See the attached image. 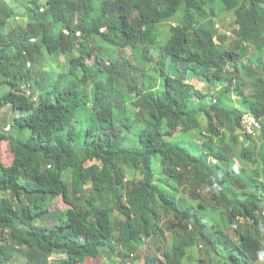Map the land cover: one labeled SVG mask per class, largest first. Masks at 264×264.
Segmentation results:
<instances>
[{"label":"trees","instance_id":"obj_1","mask_svg":"<svg viewBox=\"0 0 264 264\" xmlns=\"http://www.w3.org/2000/svg\"><path fill=\"white\" fill-rule=\"evenodd\" d=\"M92 1L88 10L87 0H39L0 36V116L6 107L13 112L8 129L0 123V144L7 141L13 155L0 176V250L11 245L0 264L16 248L63 255L66 264H85L101 250L110 264H197L198 245L221 264H257L264 258V0ZM197 19L211 27L226 21L233 38L226 42L215 30L209 40ZM165 22L171 24L163 35ZM88 39L96 42L92 64ZM219 43L230 48L217 54ZM242 54L249 82L236 87L251 88L253 114L263 117L256 152L243 134L248 168L233 161L224 133L240 128L250 111L241 92L244 112L223 106L233 79L242 83L239 70L216 104L202 103L206 96L189 83L208 67L219 81ZM61 56L65 61L52 60ZM177 132L205 148L186 149ZM59 161L71 164L60 169ZM105 172L112 180L107 193ZM59 196L69 208L51 211ZM46 219L53 223L38 224ZM227 230L235 243L219 252L216 240ZM166 234L161 251L156 240ZM124 243L135 245L131 258L117 259L112 250ZM28 261L48 264L37 256Z\"/></svg>","mask_w":264,"mask_h":264},{"label":"rangeland","instance_id":"obj_2","mask_svg":"<svg viewBox=\"0 0 264 264\" xmlns=\"http://www.w3.org/2000/svg\"><path fill=\"white\" fill-rule=\"evenodd\" d=\"M12 1H14V0H12ZM16 1H18L19 2L18 4H20L19 6L20 7L22 6V7L20 8V15H17V16H19L17 21L16 22H11V24L13 26L15 24H17V23H23L27 19L26 18V10H27V8H25L24 6L26 4H28V2L30 0H16ZM13 19L14 18H12V20ZM208 21L209 20H202V19L198 20L197 19V25L198 26H205V27L208 28V30H209V32H208L209 33V40H211V37H212L213 33L216 32L215 30H219L220 33H222V34L224 33L225 35H227V37L233 38L232 37L233 33L230 31L229 24L227 25L226 21L223 22V23L219 22L217 20L216 21H212V27L208 24ZM169 24H171V23L165 22V23L160 25V31L162 32L163 35L167 34V32L169 30V26H170ZM212 28H215V29H212ZM6 33L7 32H5V34ZM124 52L126 53L127 57H130V51L128 49H125ZM116 53L120 56L118 50H117ZM43 57H44V63H45L48 58H46L47 56L46 57L43 56ZM97 57L98 56H97L96 45H95V51L93 52V54H91L86 59V63L88 62L89 64H92L97 59ZM52 60L56 61V62H60V60H64V56H61L59 58H53ZM64 66H65V64H64ZM67 67H68V64H67ZM136 68H137L136 73H138V71H141L140 68H138V67H136ZM149 74H151V75H148V76H149V78H151V77L153 78L152 79L153 82H158V77L156 75L152 76V73H149ZM139 82H140V78H139ZM250 89H247L246 93L250 92ZM211 97H212L211 94H207L206 98L203 100L202 103L208 104L211 101ZM16 114L17 113H15V115ZM11 115H13L12 112H11ZM9 119H11V116H10V113H9V109L7 107V108H5V109H3L1 111L0 123L5 124V123H7V121ZM133 125H134V122H133V119H132V121L129 123V126H133ZM5 126H6L7 129L9 128L8 124H6ZM202 130L204 131V133L203 132L202 133L205 136H207L208 133H207V131H205V128L204 129L202 128ZM238 134L239 135L235 136L236 140L239 141L238 144H235V140L230 134H228V136H229L228 139L229 140H227L226 144L228 146H231L232 154H233V161L237 164V166H243L245 168H248L246 166L245 162H244V158L242 157V152L244 151V149H249L250 146L247 145L248 141H244L245 138L243 137V134H240V132H238ZM252 136H253V138L256 141V145H255V148H254L253 152H256L258 150V148L262 144L260 136H259V132H257L256 134H254ZM182 142H183V146L186 149H189V150L191 149L192 152H194V150L197 149V142L196 141L190 142V141H187V140H183ZM206 151H208V150H206ZM254 156H256V155L254 154ZM12 160H13V155H12L9 143L7 141L6 142H2L0 144V163H1L0 164V176H5L10 171ZM212 162H213V160H212ZM70 164H71L70 161H59L58 162V167L60 169H64ZM131 166H132L131 164H127L126 165L127 171H129ZM139 179H141V176L138 173L137 180H139ZM102 183H103L102 184V189H103L104 193H107L109 188L112 186L111 175L109 173H107V172L104 173V177L102 178ZM184 189L186 190V194L189 193V189H187V188H184ZM68 208H69V206L66 205L63 202L61 196H59L56 199H54L53 202L51 203V206H50V210L51 211H59V212H63V211H65ZM41 223L50 225V224L53 223V220L52 219H46L45 221L39 222L38 224H41ZM242 227L243 228L245 227L244 223H242ZM259 232L261 234V239H262V241L264 243V231L261 230ZM234 238L235 237L231 234V232L229 230H227L226 233L223 232V234L216 240V245L215 246H216V248L218 249L219 252H223L224 249L234 245V243H235V239ZM168 241H170L169 234L165 235V238H164L163 241H160L158 239L156 240V242L161 245V251L164 250V248H167V242ZM124 244H125L124 247L119 246V250L116 249V248H114L112 250L115 253V257L117 259H122L125 256H129L130 257V255H129L130 252L132 250H134L133 248H134L135 245L133 243H124ZM10 250H11V245L10 244H8L7 247H3L0 250V257L3 254L7 255ZM16 250L17 251H13L11 259L9 261L3 263V264H27L29 262L28 261L29 259H32V258H34L36 256L39 257V254H37L33 250L32 251H27V250L21 251V250H18L17 248H16ZM151 252H154V248L151 250ZM158 254L160 255L159 251H157V255ZM195 254L197 256V264H221L220 259L215 254L207 253L205 247H203L201 245H198L197 250H195ZM132 255H133V253H132ZM105 257H107L106 254H105V251L101 250L100 254H97L93 258L88 259L85 262V264H110V263H106V262H108V259L105 260ZM257 264H264V258L260 259L257 262Z\"/></svg>","mask_w":264,"mask_h":264},{"label":"crops","instance_id":"obj_3","mask_svg":"<svg viewBox=\"0 0 264 264\" xmlns=\"http://www.w3.org/2000/svg\"><path fill=\"white\" fill-rule=\"evenodd\" d=\"M0 2L6 3L12 9V15H10L7 10H5L4 8H2V6H0V17L5 21L2 25H0V36H2V35L5 34V32H8L13 27L11 22H16L17 21V19L19 17L17 15H20V8L22 6L20 7L19 6L20 4H18L19 2L16 1V0H14V1H12V0H0ZM38 2H39V0H30L28 2V4H26L24 6L25 8H27L26 16L32 11L33 4L38 3ZM93 6H94L93 1L92 0H87V2H86L87 9L89 10ZM12 16H14V17H12ZM12 18H14V19L12 20ZM35 19L36 20H43L44 17L43 16H37ZM65 33L66 32L63 31V35ZM232 37H233V34H232ZM230 39L231 38L228 37V39H226V42L229 41ZM95 45H96V42H95L94 39H88L86 41V46L90 49V53H89L88 57L91 54H93V52L95 51ZM229 48L230 47L227 45V43H223V44L219 43L218 45H216V53L217 54H223L226 51H228ZM249 51L252 52L251 49ZM212 57H213V55L209 57V61L212 60L211 59ZM247 58H248V54L240 55V57L238 58L239 60L236 62V65H237L236 68L233 67L234 66L233 63L227 65V73L228 74H225V76L222 77V79H220L219 81H214L213 82L211 80V68L208 67L205 70H201V71L197 72L195 75H192L191 79L189 80V83L194 87L195 90H197L199 92H202L204 94V96H207V94H211V96H212L211 98H213L212 99V104H216L217 101H218V97L220 96L221 90L224 87L228 86L229 83H231V78H230L231 75H230V73H232L233 69H238L239 70L238 78L242 81V83H238V80L236 78L233 79V81H232L233 83L231 85L232 89L230 90V93L228 95H226V97L223 99V106L226 107V108H235L238 111L244 112V110L242 109V106H241V100L239 98L240 95H238V92H241V96L245 95V100H246V102L248 104V107H250L249 108L250 111H248L247 113H250L253 116H255L253 113H256V111H258V109L256 108V103L252 99V95L250 94L251 92L246 93V90L250 89V87L249 86H245V85H240L241 87H238V88L236 87L237 84H243V83H245V81L249 82V80L247 79V77L244 74L245 63H246ZM262 61L264 63V56L262 57ZM0 81H2V80H0ZM233 87H236L237 89H233ZM261 96L264 98V91L261 93ZM197 100H199V99H197ZM8 109H9L10 116H12L11 115L12 110L9 107H8ZM243 114H245V113H243ZM255 117L258 118L257 116H255ZM261 118H263V117H261ZM261 118H258L259 121L261 120ZM10 120L11 119H9L7 121V123H5V124H8L10 122ZM231 126H233V125H231ZM261 126H262V124H261ZM260 131H261V129L255 131L254 134L259 132V135H260ZM238 132H240V134H242L240 128L236 129L235 126L232 127L231 130L230 129L229 130L225 129L224 133H225V136H226L225 137L226 141L229 140L228 139L229 138L228 134H230L233 138H235V136L239 135ZM177 134L179 135L178 137H179L180 140H190V142L191 141H196L197 145H199L202 148H205L204 147V141L203 140H199L194 135L191 136L189 139H185L184 137H188V135H186V136H184L183 134L181 135L180 132H177ZM252 139L255 141L253 136H252ZM244 141H246V140H244ZM248 142H250V141H248ZM248 142H247V145H249ZM261 143H262V141H261ZM204 150H208V149H204ZM40 225H47V224H42L41 223ZM33 251H35L37 254H39V258L46 259L48 264H53V263H58V262H60L59 264H66L65 262H62V260L63 261L65 260V257L63 255H58V254L48 255L42 249H39V248L38 249L35 248ZM105 254H106V252H105ZM105 260H106V257H105Z\"/></svg>","mask_w":264,"mask_h":264},{"label":"built area","instance_id":"obj_4","mask_svg":"<svg viewBox=\"0 0 264 264\" xmlns=\"http://www.w3.org/2000/svg\"><path fill=\"white\" fill-rule=\"evenodd\" d=\"M261 122L258 118L250 113H245L241 117V133L247 135H253L255 131L261 129Z\"/></svg>","mask_w":264,"mask_h":264},{"label":"clouds","instance_id":"obj_5","mask_svg":"<svg viewBox=\"0 0 264 264\" xmlns=\"http://www.w3.org/2000/svg\"><path fill=\"white\" fill-rule=\"evenodd\" d=\"M78 34H79V33H78ZM78 34H77V35H78Z\"/></svg>","mask_w":264,"mask_h":264}]
</instances>
